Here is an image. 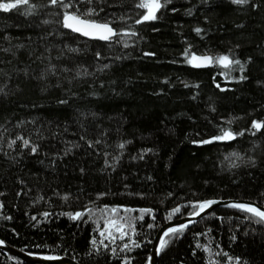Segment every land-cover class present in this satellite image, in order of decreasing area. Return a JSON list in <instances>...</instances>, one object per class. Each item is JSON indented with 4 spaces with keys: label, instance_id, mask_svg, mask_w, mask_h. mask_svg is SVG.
<instances>
[{
    "label": "trees",
    "instance_id": "obj_1",
    "mask_svg": "<svg viewBox=\"0 0 264 264\" xmlns=\"http://www.w3.org/2000/svg\"><path fill=\"white\" fill-rule=\"evenodd\" d=\"M30 3L46 7L30 15L24 14L25 6L8 12L0 10V49L10 46L3 39L5 35L13 38L12 45L26 46L17 51L16 58L0 51V69L9 74L0 75V86L7 83L9 92L6 98L0 95V193H4L0 195L4 205L0 208V239L33 254L75 257L73 260L80 264H120L104 249L101 255H87L92 238L101 239L96 223L88 219L87 213L75 221L64 214L105 204L151 208L153 213L145 214L135 225L134 238L139 248L121 253L122 241L117 239L112 245L117 247L118 257L127 255L132 264H147L156 231L167 222L166 214L178 205L181 213L172 219L190 211L185 207L188 201L209 198L249 200L264 206V129L256 136L245 132L230 142H191L218 134L217 125L240 131L249 128L253 119L264 120V85L256 83L264 81V7L252 10L233 5L230 0H171L156 21L144 25H136L134 19L125 22L139 32L137 37L124 38L130 47L113 44L109 50L103 41L69 33L77 38L66 42L84 51L73 60H57L65 38L55 34L58 25H44L41 21L55 20L47 13L58 9L48 5L47 0ZM136 3L137 0H107V5L102 6L107 13L135 17L142 11L135 8ZM172 8L177 10L173 12ZM105 12L100 13V18H105ZM196 27L204 31L198 35ZM189 45L190 52L197 54L235 53L242 61L251 56L252 62L246 65L249 79L233 80L231 77L238 76V71L216 64L204 68L188 65L182 53ZM96 50L109 57L124 58L111 61L109 69L99 72L96 68L109 60L94 59ZM145 52L155 55L145 56ZM49 55L58 70L82 64L93 74L73 79L74 71L59 72L45 81L34 79L47 65L45 58ZM25 67L27 77L15 71ZM216 84L226 90L220 91ZM60 99H68L69 104H58ZM210 105L215 107L214 112ZM82 112L89 114L86 119L81 117ZM91 113L96 114L95 118ZM228 120L233 123L227 125ZM17 134L38 143V154H29L28 149L19 147V141L15 149H8L7 141ZM81 135L92 140L100 138L102 142L89 148L80 140ZM122 141L130 143L120 150L117 145ZM69 142L80 147L64 155L65 148L71 147ZM145 148L153 149L155 154L148 153L143 160L132 159ZM233 151L240 152L245 161L253 156L255 167L236 161L239 167L232 168L225 156ZM105 152L115 170L105 169ZM113 156L120 159L114 161ZM100 192L107 195L98 199ZM65 194H70L67 201L63 199ZM45 212L50 215L45 217ZM8 216L10 220L5 219ZM217 216L223 219L209 217L191 226L158 256L157 264H209L210 260L229 264L223 253L240 257V264H264V225L250 223L244 213L225 207L218 208ZM99 223L102 227L103 221ZM149 223L156 226L148 228ZM209 228L210 233L195 235ZM197 243L208 245L212 255L197 248ZM0 264L23 263L0 250Z\"/></svg>",
    "mask_w": 264,
    "mask_h": 264
},
{
    "label": "snow or ice",
    "instance_id": "obj_2",
    "mask_svg": "<svg viewBox=\"0 0 264 264\" xmlns=\"http://www.w3.org/2000/svg\"><path fill=\"white\" fill-rule=\"evenodd\" d=\"M203 3H208V0H202ZM171 3V0H137L135 4V8L142 10L138 11L135 14V17L124 14L117 16L115 13H107L105 12V7L102 5H107V0H47V4L53 6V8L58 9V11H49L47 15L56 17L55 20L44 19L41 21L42 24L48 25L55 23L58 25L54 32L57 36L64 37L65 42H63V48L60 50L59 54L56 56L57 60H61L62 58L73 60L76 55L80 54L84 49L79 47H73L66 41L68 39L72 40L73 42L76 41V35L69 36L71 34H78L79 36H83L89 38V40H96V41H103L108 46L109 50L113 44H122L124 48L130 47L128 40L124 39L125 37L131 39L132 37L139 36V32L135 30L131 25H126L125 22L127 20L134 19V23L136 25H144L149 22H153L158 20L160 17L158 13H161L162 9H166L167 6ZM230 3L237 6H249L252 10H259L260 8L264 7V0H230ZM20 6H25V15L35 14L37 9H43L46 6L44 4H35L30 3V0H0V10L4 12H8L10 10H18ZM177 9L172 8L171 11L175 12ZM105 12V18H100V13ZM189 14L191 12L189 11ZM119 23V26H114ZM237 27H244V25H237ZM64 30H68L65 32ZM157 29L153 28V31ZM194 31L199 35L204 30L196 27ZM52 32H49L48 35H52ZM46 37H41V39H45ZM4 40L9 42V47L0 49L5 53H10L13 58H16L17 51L20 49L25 48L26 46L22 43H17L15 45L11 44L12 37L5 35L3 37ZM31 39V38H29ZM56 47H59L58 45ZM239 48L240 45L237 44L235 46ZM191 45L186 48L182 55L184 57V62L194 68H204L209 67L211 65H219L223 68H230L233 71H238L239 75L236 77H231L233 80H237L238 82L246 81L249 79L248 75H246L247 68L246 65L252 62V57H247L246 60L242 61L238 58L235 53L230 54H197L194 51L190 52ZM15 49V50H14ZM46 51L50 52V48H46ZM231 53V49L229 50ZM71 54V55H69ZM31 55V53H30ZM93 58L96 60L106 59L109 60V63H104L102 66L97 67L96 71L102 72L106 69L111 67V61L114 60H121L123 56H112L109 57L107 54L102 53L100 50H96L93 54ZM145 56H154L155 53L145 52ZM37 59H42V57H37ZM45 59L48 60L47 65L43 68L38 75L33 77L38 81H45L49 76H56L59 72H73L74 76L73 79H77L83 76L92 75L93 73L89 72L87 68H85L82 64H77L75 69H70L67 66H62L59 68L56 64L51 62L52 57L49 55ZM2 62V61H0ZM8 63H11L9 61ZM83 69V70H81ZM15 71H21L27 77L29 75L27 67L23 69H15ZM0 75L5 77H9V74L5 72L3 69H0ZM223 75V73H222ZM168 81L165 80V83ZM258 85H264V81H257ZM103 86V85H101ZM185 87H189L188 84L184 85ZM199 85H194V87H198ZM216 87L220 89V91H225V88H222L220 84H216ZM7 83L0 86V95H3L5 98L8 96L9 92L6 91ZM75 96V93H72ZM195 99V97H193ZM60 105H68V99H60L57 101ZM211 111H215V107L209 106ZM81 117L87 118L86 113H80ZM90 115L95 118L96 114L91 113ZM32 123H35L34 121ZM233 123L232 120L226 121L227 125H231ZM81 128L87 132V128L81 123ZM218 134H214L207 139H200V140H193L191 141L193 144L197 145H208L213 144L215 142H230L235 141L237 137H243L245 132L251 133L252 136H256L257 133L261 132L264 129V120H256L253 119L251 125L247 129H243L240 131H234L231 127H225L223 125H217ZM38 131V130H37ZM106 135V133H101V136ZM199 135V134H198ZM43 139L41 135L39 137ZM80 140H84L85 143L89 148H94L96 145L101 144V139L97 138L95 140L86 139L85 135H81ZM0 139H3L2 134H0ZM19 143V147L24 149H28L29 154L37 155L40 149V145L35 143L31 138H26L24 135L17 134L15 138L9 139L7 141V148L8 149H15L17 147V142ZM71 147H66L64 150V155H68L69 152L72 151L73 148H78L80 145L78 143L69 142ZM130 143V141H122L118 143L117 147L120 150L125 149L126 145ZM148 153L155 154L154 150L151 148L142 149L138 157H132V159H141L143 160L145 155ZM7 156V152L4 153ZM55 155L59 156V153ZM105 160H104V167L112 168L115 170V165L111 164L107 159L109 153L105 152ZM112 159L114 161H118L120 156H113ZM226 160H229L230 166L232 168L239 167V164L236 161L246 162L248 165L255 167L256 161L253 156H248L246 161L245 157L238 151H233L225 156ZM54 163V162H53ZM103 170V169H102ZM81 173L84 172V169H80ZM151 179V177H148ZM127 188L128 185H125ZM0 195H4V193H0ZM17 195H20L18 192ZM107 195V193L100 192L97 193V198L103 197ZM135 195L143 197L144 193H135ZM169 196L172 193L168 194ZM70 197V194H65L63 199L67 201ZM42 198V197H41ZM94 203V202H91ZM222 203V200L209 198V199H202V200H195V201H188V204L185 207H190V211L184 213L186 220L182 222H178L175 224H170L169 226L165 227L162 230V234L158 237V245L155 247V256H160L162 252H164L168 246L173 243L175 240L180 239L186 231L190 230V226H195L199 224L200 220L207 219L209 217H216L217 219H223V217L217 216V206ZM227 209H235L241 213H244V219L248 220L250 223L254 222L257 224L264 225V209L259 206H256L252 203L247 202H229L223 205ZM4 205L0 202V208H3ZM139 212V216H133L131 213ZM85 213H87L88 219L93 220L96 223V231L99 232L100 240L97 241L95 237L92 238L90 241L91 249L87 255H101L102 249L107 250V252L111 253L112 257H117L120 260V264H132V258L124 255L119 256L117 255V247L115 245L117 239L122 241V245L119 248L121 253L131 252L135 248L140 247V243L134 238L137 235L136 232V222L138 220H143L145 214H152L153 209L151 208H139L134 209L130 208L125 205H115L110 206L108 204L103 205L102 207H85L83 211H75L65 213L71 220H81ZM123 213V214H121ZM181 213V206H176L172 208L165 216V220L171 221L173 216L176 214ZM98 214V215H97ZM45 217H48L50 214L48 212L43 213ZM5 219H11L10 216L5 217ZM35 220V217H32ZM153 221H155V215H152ZM103 221V226H100L99 221ZM86 222V221H85ZM148 228H153L156 225L153 223H149ZM14 231V230H13ZM212 230L206 229L205 233L197 232L195 233L196 236L206 235L210 233ZM127 238V241H125ZM235 239V236L232 237ZM107 240L109 243H104ZM5 241L0 239V246L4 245ZM99 244V247H98ZM37 247H40L37 245ZM197 248H203L205 252H208L210 256L212 255L211 248L208 245H201L197 243ZM195 254V253H194ZM32 255V253H29ZM216 255H219L217 253ZM223 256L227 259L229 264L231 261L235 260L236 264H240V257H232L229 256L227 253H223ZM43 260L46 261H58L61 260V257L54 256V255H44L41 257ZM75 257H73L74 259ZM148 264H152V256L148 257ZM209 264H220V261L210 260Z\"/></svg>",
    "mask_w": 264,
    "mask_h": 264
},
{
    "label": "water",
    "instance_id": "obj_3",
    "mask_svg": "<svg viewBox=\"0 0 264 264\" xmlns=\"http://www.w3.org/2000/svg\"><path fill=\"white\" fill-rule=\"evenodd\" d=\"M81 37L89 40V38H86L83 36H81ZM220 200H222V203L219 206H217V208H224L223 205L225 203H229V202H247V203H252V204L259 206L262 209H264L263 205H260L259 203L254 202V201L242 200V199H220ZM187 218L188 217L184 216V217L172 219L171 221H167L163 225H161V227H159V229L156 231V233L153 237V240L151 242L150 251H149V256H152V264H157L158 256H155L154 252H155V247L158 245V237L162 234V230L165 227L169 226L170 224L182 222V221L186 220ZM0 250L7 255H10L12 257L17 258L23 264H80L79 262H77V261H75L69 257H66V256H58V257L62 258L61 260H58V261H46V260H43L41 258L44 255H38V254H33V253H32V255H29V252L16 249L7 243L0 246ZM147 264H148V261H147Z\"/></svg>",
    "mask_w": 264,
    "mask_h": 264
}]
</instances>
